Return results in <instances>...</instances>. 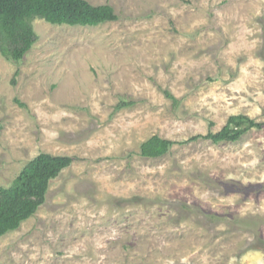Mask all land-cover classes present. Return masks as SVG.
<instances>
[{
  "label": "rangeland",
  "instance_id": "1",
  "mask_svg": "<svg viewBox=\"0 0 264 264\" xmlns=\"http://www.w3.org/2000/svg\"><path fill=\"white\" fill-rule=\"evenodd\" d=\"M87 1L117 18L35 17L22 59L0 54V185L40 152L72 157L0 264H264V126L194 138L264 122V0ZM152 135L174 143L142 157Z\"/></svg>",
  "mask_w": 264,
  "mask_h": 264
},
{
  "label": "trees",
  "instance_id": "2",
  "mask_svg": "<svg viewBox=\"0 0 264 264\" xmlns=\"http://www.w3.org/2000/svg\"><path fill=\"white\" fill-rule=\"evenodd\" d=\"M41 18L51 24L96 26L115 20L110 4L93 5L87 0H0V54L8 60L19 61L37 40L32 20ZM165 95L175 101L167 91ZM130 102L121 101L118 108ZM264 122L245 114H232L217 132L195 136L213 143L238 141ZM173 141L152 135L140 144L139 154L156 158L165 154ZM72 157L40 152L28 160L8 186L0 185V236L15 230L32 216L46 198L50 180L69 166Z\"/></svg>",
  "mask_w": 264,
  "mask_h": 264
}]
</instances>
